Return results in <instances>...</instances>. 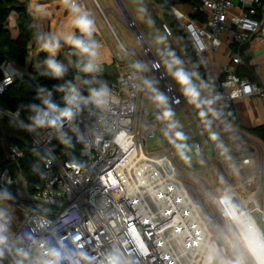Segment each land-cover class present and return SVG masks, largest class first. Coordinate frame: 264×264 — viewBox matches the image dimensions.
Here are the masks:
<instances>
[{"label":"built area","instance_id":"obj_1","mask_svg":"<svg viewBox=\"0 0 264 264\" xmlns=\"http://www.w3.org/2000/svg\"><path fill=\"white\" fill-rule=\"evenodd\" d=\"M92 1L115 42L116 50H111L113 62L123 71L106 82L119 102L105 113L85 108L71 127L65 124L64 130L74 145L69 151L49 136L47 129L26 131L20 124L21 107L15 112L0 108L1 119L7 118L27 134L24 144L5 145L0 192L7 189L12 199L0 200V204L21 208L23 216L13 231L5 232L7 240L0 260L7 264H46L50 259L48 250L58 248L73 254V264H105L109 253L117 254L122 264H204L205 243H214L218 248L224 243L225 221L213 204L224 188H232L234 201L252 215L258 210L264 220V154L240 152L231 155L230 161L223 156L214 157L224 172L214 165L212 169L230 181L213 190L199 182L202 187L197 190L188 181L192 172L178 167L179 157L168 138L164 150L147 151L148 140L155 138V131L159 130L154 124L160 109L153 104L154 109L149 112L138 105L140 88L142 104L144 100L152 101L143 79L158 81L155 86L169 96L172 108L181 106L185 98L168 81L162 64L159 69L151 67L160 57L153 55L133 20L124 18L149 67V76L147 72L134 73L132 64L144 63L142 57L122 44L105 10ZM80 3L88 9L83 0ZM190 4L191 14L182 12L175 4L169 7L196 54L215 53L223 44L264 42L261 0H190ZM93 39L101 48L105 46L98 25ZM180 53L186 55L183 48ZM56 59L68 67L71 83L82 93L85 78L93 74L74 67L77 57L69 45ZM124 62L129 65L123 66ZM246 64L241 54L232 53L225 65V77L220 79L218 73L211 72L207 79L212 85L210 98H215L214 105L222 113L237 100L257 96L264 101V80L236 73L237 66ZM104 70L102 64L100 73ZM252 71L255 76L264 73V65H254ZM0 74L1 94L17 78L28 76V71L4 57ZM181 125L179 130L185 133L186 143L194 154L198 146L200 155L196 157L203 160L205 152L195 132V126L202 127L201 121L193 126ZM26 152L37 157L30 167L36 175L32 183L22 170ZM231 183L242 185L241 190L230 186ZM244 188L248 191L244 192ZM224 248V258H230V250L226 245ZM81 251L87 254L86 258L77 255Z\"/></svg>","mask_w":264,"mask_h":264},{"label":"clouds","instance_id":"obj_2","mask_svg":"<svg viewBox=\"0 0 264 264\" xmlns=\"http://www.w3.org/2000/svg\"><path fill=\"white\" fill-rule=\"evenodd\" d=\"M65 9L71 14V29L68 31H48L37 32L35 34V43L40 49L46 52L45 58L38 66L40 76L48 77L54 80H63L68 72V67L56 59L61 48V41L71 46L73 55L77 57L74 67L79 72L93 74L91 80H85L83 83L88 85V95H83L80 89L67 81L64 84H57L53 87L56 91L63 93V107L52 99V91L47 86H38L36 99L40 103L27 105L31 113L28 116L29 123L20 122L21 126L29 133H36L39 129H47L48 135L54 137L65 147H73L72 138L65 131V124L70 127L85 108L94 109L99 113L107 112L113 104L118 103V99L113 95L112 89L106 82L98 81L96 74L102 71V61L100 59V49L102 45L93 39L97 31L96 20L92 17L89 10L80 3V0H62ZM138 17L149 27H154V21L147 16L145 7L137 8ZM75 30V31H74ZM76 31L80 35H76ZM157 47L159 61H153L151 67L159 69L161 64L179 87L182 96L188 104L192 105L203 122L205 129L209 131V139L218 142L220 137L216 132L211 131L213 119H218L221 115L219 111L212 107L215 98H204V91H211L212 85L201 79L196 71H188L183 66V60L168 45V36L166 34H157L154 37ZM70 63H72L70 61ZM134 73L139 75L149 70L147 64L136 61L132 64ZM79 79V76H77ZM197 81L199 83H197ZM158 81L152 79H143V87L147 89L153 104L160 109L157 120L165 124L162 129L165 138L173 145L178 157L186 165H191L193 149L186 143L185 133L179 130L182 125L175 119L176 113L173 110L169 96L161 91L155 85ZM98 85V86H93ZM16 116L19 115L17 112ZM212 117L213 119H209ZM221 156L231 160L228 155L229 149L222 143H217ZM195 155H200L199 147L195 148ZM234 167V166H233ZM221 183L223 181L221 180ZM234 192L232 188H224L219 196L214 199L213 204L219 214L225 221L223 236L224 243L217 247L214 243H205L204 245V264H264V231H262L248 209L242 207L234 201ZM12 194L7 189L0 192V200H10ZM6 213L0 209V256L3 253V245L7 237L5 236ZM224 245L231 252L230 258H224ZM50 258L46 264H61L62 261H68L73 264L72 253H65L62 249L51 248L47 252ZM81 258H86L84 252L77 253ZM79 264V262H75ZM105 264H122L121 258L115 253H109Z\"/></svg>","mask_w":264,"mask_h":264},{"label":"crops","instance_id":"obj_3","mask_svg":"<svg viewBox=\"0 0 264 264\" xmlns=\"http://www.w3.org/2000/svg\"><path fill=\"white\" fill-rule=\"evenodd\" d=\"M17 1L18 2L26 1L28 12L30 13L32 19V24L34 27L37 28L38 32H48V31L54 32L58 30L68 31L71 29V24H70L71 14L63 6L62 0H17ZM83 1L85 2L89 12L96 20V24L99 26L101 32L104 30L106 33L107 31L109 34L108 39H110L111 41L113 37L109 29L106 27V25L104 26V24L102 23L103 20L102 17L99 16L97 17V15L94 16L93 14L95 12L93 1L92 0H83ZM95 1L99 5L98 0ZM114 2L118 7L120 13H115L112 10L106 9L105 16L108 22H109L108 11H111L125 27L127 26L125 24L124 18H129L133 20L137 30L141 33V31L137 27V24L132 14L127 9V5L134 4V0H116ZM143 2L144 4H146V7L148 9H150L152 12H154V14H156L157 17H160L163 20V24L161 25L162 33L168 36V41H170L171 44H174V46H172L171 48L177 53V55L181 59H183L187 70L195 71L193 66L190 65L191 63L189 62L187 56L182 55L180 53V49H182V47L178 42L176 36L172 32L171 28L165 21L162 11L158 6V4L154 0H143ZM175 2H176L175 5H177V7L182 12L186 14H191V7H190L191 4L189 0H176ZM261 3H262V11H264V0H261ZM109 24L111 26L110 22ZM6 28L10 31L12 37L17 36L16 15L14 12L10 13L7 19ZM111 28L114 32L112 26ZM145 32L147 33V36H149V38L152 39L151 30L147 28L145 29ZM75 34L78 35V31H76ZM114 34L116 35L115 32ZM144 42L146 43L145 40ZM61 45L62 46L58 54L60 52L62 53L64 47L68 46L63 41H61ZM31 51H32L31 54L33 53L32 55H36L39 53H44L48 55L46 52L40 49L37 43L34 45ZM151 52L153 53V55L160 57L157 54V47L154 50H151ZM235 52L241 54L248 61V64L252 68L254 65L257 64L264 65V42L259 43L257 41H252L243 46H237L235 44H223L222 47L215 53H203L201 55L197 54V56L201 61L204 69L206 70L208 77L211 72H216L219 74L220 79H223L225 77V65L227 64L229 56L230 54ZM143 61L145 64H147L146 57L145 59H143ZM102 62L107 63L108 68L112 69V70H107L113 72L108 74L104 70L108 79H112L113 77L123 72L122 69H119L114 65L110 53L108 54L107 60L105 59V61ZM255 78L264 80V73L260 72L257 74V76H255L253 73L252 79ZM207 79L204 81L207 82ZM197 83L199 82L197 81ZM141 94H142V88L139 97V103H138L139 106H143L141 100ZM202 97L210 98L209 91H204L202 93ZM145 101L146 100H144V102ZM184 106L186 107V109L182 114V119L178 120L180 124H188L193 126L194 124H196L198 120L201 121L200 117L197 114V110L192 105L188 104L186 100L183 101V104L181 106L175 107L174 109L178 111L184 108ZM212 107L215 108L217 111H219L221 115L218 119H213L212 117H209V119H213L211 131L216 132L220 137V140L218 142H222L229 149L228 152L229 156L236 155L237 153L240 152H247L252 150V148H248L246 150L242 149L241 148L242 145L251 143L257 147L259 146V143H264L260 139L252 135L251 133L252 128L259 125H264V101H262L260 98H258L257 96H251L245 99L237 100L229 105L225 113H222L214 104L212 105ZM152 110L153 109H148L149 112H151ZM201 123H202L201 128L195 126L196 128L195 132L197 135L200 136L206 157H204L203 160H199L198 157H196V155L193 152L195 161L191 163L190 165L191 167L193 166L197 167L203 165L205 163L204 161L205 159H207L209 163L211 158L210 155L208 154L210 152L216 153V151H220V149L217 148L218 142H213L209 139V131L205 129V126L202 121ZM154 128H159V130H161V128H165V127H163V122L158 121L154 124ZM209 149H211V151H209ZM218 156L219 155H216L215 157ZM0 209L4 210L6 213L5 221H3L6 225V229H7L6 232L13 231L17 227L18 223L20 222L23 216V210L19 207H10L5 203L0 204Z\"/></svg>","mask_w":264,"mask_h":264},{"label":"trees","instance_id":"obj_4","mask_svg":"<svg viewBox=\"0 0 264 264\" xmlns=\"http://www.w3.org/2000/svg\"><path fill=\"white\" fill-rule=\"evenodd\" d=\"M154 1L160 7L165 21L176 36L181 47L185 50L186 56L194 70L199 74L201 79L206 80L208 78L206 70L170 10V4H175L176 0ZM11 12H14L16 15V37H12L10 31L6 28L7 19ZM37 32V28L32 24L26 1L18 2L17 0H0V63L4 57H7L14 62L16 66L19 68H26L28 71V76L25 75L17 78L3 93L0 94V108L8 112H15L21 107L20 118L25 123H29L28 116L31 114L26 106L32 103H40V101L36 99L38 86H47L52 91V99L63 107L61 92L54 90L53 86L58 83L64 84L65 82L70 81L72 77L70 73H67L63 80H54L39 75L38 66L45 58H47V55L44 53L36 55L31 54V49L36 44L34 37ZM236 73L239 76H246L249 79H252V67L249 64L237 66ZM29 75H32L35 79L31 78ZM92 78L93 77H87L85 80H91ZM95 78L98 81L103 82L108 80L105 72L99 73ZM87 88L88 85L83 83L82 93L87 94ZM251 133L264 142V125L252 128ZM26 140L27 134L21 129V127L12 123L7 118H0V165L5 161V145L8 143L22 145ZM36 160V156L26 152L22 161L23 174L29 183H32L35 180V172H33L30 167L36 162Z\"/></svg>","mask_w":264,"mask_h":264},{"label":"rangeland","instance_id":"obj_5","mask_svg":"<svg viewBox=\"0 0 264 264\" xmlns=\"http://www.w3.org/2000/svg\"><path fill=\"white\" fill-rule=\"evenodd\" d=\"M99 2V5L101 6V8L103 10H106V9H109V10H112L113 12L115 13H120L118 7L116 6L115 2L113 0H98ZM145 7L147 9V16L151 17V19L154 21V27H149L147 26L139 17H138V14H137V8L138 7ZM95 8V7H94ZM127 9L128 11L132 14L136 24H137V27L139 28V30L141 31L143 37H144V40L146 41V43L148 44V46L150 47L151 50H154L156 47H158L156 44H155V41H154V38L155 35L157 34H163L162 33V30H161V25L163 24V20L160 18V17H157L156 14H154V12H152L150 9H148L146 7V4H144L143 0H134V4H130V5H127ZM113 12L111 11H108V19H109V22L111 23V26L113 27L114 29V32L116 33L117 37L119 38V40L122 42V44L136 52L137 54H139L143 59H145V56L144 54L142 53V49L138 43V41L136 40L133 32L128 29V27H125L116 17L115 15L113 14ZM94 16L97 15V17H101V15L99 14V12L97 11V9L95 8V12L93 13ZM140 21V22H139ZM102 23L104 24L103 20H102ZM105 26V24H104ZM150 29L151 30V34H152V39L149 38V36H147V33L145 32V29ZM104 29V27H103ZM106 30V29H105ZM102 36L103 38L106 40V43H105V46L103 48L100 49V53H101V56H100V59L101 61H105V59L107 60V57H108V54L110 53L111 55V58H112V53H111V50L112 51H115L116 50V46H115V42L113 40V38L111 39H108V32L103 30L102 32ZM168 42V45L170 47L174 46V44H171L170 41H167ZM222 46H220L218 48V50L221 48ZM217 50V51H218ZM33 54V53H32ZM183 60V59H182ZM113 61V59H112ZM184 62V61H183ZM114 63V62H113ZM102 64L104 65V68H105V71L106 73H113L112 71H107V70H112L111 68H108V64L107 63H103ZM116 67L120 66V65H117L116 63L114 64ZM123 66H128L129 63H123L122 64ZM185 68V63L183 65ZM187 70V68H186ZM163 71L168 79V81L172 84V86L174 87V89L176 91H180L179 90V87L175 84V82L172 80V78L168 75V73L166 72V70L164 69L163 67ZM148 76H149V71H146ZM114 78V77H113ZM107 83H109V80L106 81ZM159 85V83H158ZM140 93H141V88L139 90V95H138V99H137V102L139 103V97H140ZM143 108L148 111V109H154V105L152 104L151 101L149 100H146L144 103H143ZM186 107L184 106V108H182L181 110H178L176 111L174 108L173 110L175 111L176 113V116H175V119L176 120H180L182 119V114L183 112L185 111ZM163 127H165V124L163 123ZM162 129L164 128H161V130H156L155 131V138H151L148 140L147 142V151L149 152H157V151H161V150H164L167 145H168V142H167V138L164 137L163 135V132H162ZM188 146L191 148V145L188 144ZM65 150L66 151H69L70 148L68 147H65ZM242 149H248V148H252V150H250L251 152H255L257 153L258 155L259 154H264V143H259V146H255L254 144H245V145H242L241 147ZM254 150V151H253ZM209 151H211V149H209ZM237 152H240V151H237ZM192 155V163L195 161V157L193 155V152L190 153ZM208 155H210V161L208 163V160L205 159V163L203 165H200V166H197V167H191V166H187L185 163H183V161L179 158V164H178V167L179 168H186L187 170L191 171L192 174L190 175L191 178L188 179L189 183L192 184L197 190H200L199 186L202 187V185H200L199 182H202L204 185H205V188L208 189V190H213V189H216V188H220L222 185H226L227 182L230 181V178H226L225 176H221V174L218 172V176L216 174V171H214L211 167V165H214L216 167H218L220 169V171L224 172V168L223 166L220 167L219 163L216 161V159H214V157L216 155H219L217 158L220 157V151H216V153H212L210 152ZM213 156V157H212ZM217 168V169H218ZM224 174V173H223ZM221 180L223 181V183H221ZM232 184V183H231ZM230 186H234V188H239V190H241V187H237L236 185L232 184ZM264 190V181H262L261 183V191ZM247 188H244V192H247ZM209 210L212 212V208L210 207V204L208 202H206ZM0 264H7V261H4L2 262L0 260Z\"/></svg>","mask_w":264,"mask_h":264},{"label":"water","instance_id":"obj_6","mask_svg":"<svg viewBox=\"0 0 264 264\" xmlns=\"http://www.w3.org/2000/svg\"><path fill=\"white\" fill-rule=\"evenodd\" d=\"M0 170H1V165H0ZM253 216H254L256 222L258 223L260 229L262 231H264V220H262L260 212L258 210H254L253 211Z\"/></svg>","mask_w":264,"mask_h":264}]
</instances>
